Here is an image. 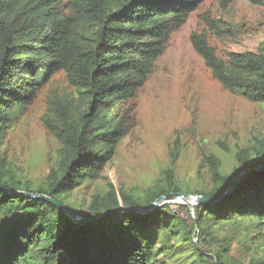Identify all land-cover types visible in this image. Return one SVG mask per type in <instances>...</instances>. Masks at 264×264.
I'll return each mask as SVG.
<instances>
[{
    "label": "trees",
    "instance_id": "16d2710c",
    "mask_svg": "<svg viewBox=\"0 0 264 264\" xmlns=\"http://www.w3.org/2000/svg\"><path fill=\"white\" fill-rule=\"evenodd\" d=\"M204 1L0 0V264H159L160 258L172 264H236L229 256L240 235L216 236L212 227L245 221L262 229L264 170L244 176L219 202L197 205L191 226L170 203L146 214L120 209L185 191L176 179L178 147L163 176L142 194L109 184L87 205L65 202L72 191L102 177L128 134L121 115L125 103L147 83L172 34ZM218 1L228 8L234 0ZM246 1L264 6V0ZM200 19L218 37L229 31L207 13ZM190 40L225 90L264 104V47L224 59L205 32L194 31ZM60 72L68 73L80 101L49 98L44 123L62 147L47 183L34 185L12 174L1 149L42 87ZM208 159L213 190L192 194L218 196L238 173L264 164V150L237 155L230 174L215 154ZM18 191L47 194L84 218L99 219L78 225L53 205ZM249 264H264V257Z\"/></svg>",
    "mask_w": 264,
    "mask_h": 264
},
{
    "label": "rangeland",
    "instance_id": "374dc122",
    "mask_svg": "<svg viewBox=\"0 0 264 264\" xmlns=\"http://www.w3.org/2000/svg\"><path fill=\"white\" fill-rule=\"evenodd\" d=\"M203 13L229 30L224 37H218L201 22ZM194 31L205 32L224 59L231 52H256L264 47V6L234 0L228 8H222L218 0H205L190 14L188 21L172 34L147 83L125 103L121 115L125 113L128 134L102 177L72 191L65 200L67 205H87L94 194L107 191L109 184L117 190L142 194L171 165L174 147L180 148L176 179L185 190L181 192L188 194L213 190L208 165L211 154L222 160L223 172L230 174L236 167L237 155L264 150V104L230 93L213 78L192 46L190 37ZM51 96L80 101L68 73L56 74L42 87L1 149L12 174L34 185L47 183L62 147L44 123ZM169 203L173 212L191 226L196 206L183 204L180 198ZM240 223L224 229L213 226L212 231L220 237L240 235L232 243L229 258L236 264H249L264 257V226L253 229L245 221ZM214 248L212 242L208 249ZM159 264L172 262L160 258Z\"/></svg>",
    "mask_w": 264,
    "mask_h": 264
},
{
    "label": "water",
    "instance_id": "95a60500",
    "mask_svg": "<svg viewBox=\"0 0 264 264\" xmlns=\"http://www.w3.org/2000/svg\"><path fill=\"white\" fill-rule=\"evenodd\" d=\"M264 170V164H260L254 168H247L240 173H238L232 183L218 196H203L199 194H188L184 192H172V193H167L165 195H162L159 197L157 200L152 202L150 205L147 206H121L120 209L122 210H131L139 214H146L150 210L162 206L166 203H169L171 199L175 198H180L183 202V204L189 205V206H197V205H202V204H214L222 200L223 198L227 197L230 195L238 186L242 178L246 175H248L251 172L254 171H262ZM18 196L21 197H26V198H33L36 200L44 201L47 202L54 207H56L58 210L66 214L72 221L77 223L78 225H89L92 224L96 221H98L99 217H95L93 219L89 218H84L82 215L78 214L71 208H69L66 205H62L60 202H58L56 199L53 197L39 193V192H28V191H18L17 192ZM192 200L193 204L188 200ZM196 220V217L194 218ZM198 230V227L196 228V231Z\"/></svg>",
    "mask_w": 264,
    "mask_h": 264
},
{
    "label": "bare ground",
    "instance_id": "6f19581e",
    "mask_svg": "<svg viewBox=\"0 0 264 264\" xmlns=\"http://www.w3.org/2000/svg\"><path fill=\"white\" fill-rule=\"evenodd\" d=\"M180 201H182L181 199H180ZM192 204H193V201L192 200H189ZM183 202V201H182Z\"/></svg>",
    "mask_w": 264,
    "mask_h": 264
}]
</instances>
